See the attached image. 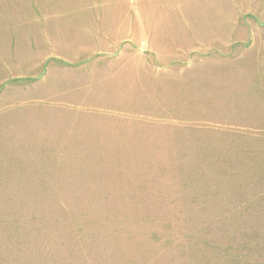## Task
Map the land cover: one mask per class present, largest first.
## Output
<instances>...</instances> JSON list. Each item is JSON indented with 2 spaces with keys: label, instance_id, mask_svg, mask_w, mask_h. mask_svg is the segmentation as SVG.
Wrapping results in <instances>:
<instances>
[{
  "label": "rangeland",
  "instance_id": "rangeland-1",
  "mask_svg": "<svg viewBox=\"0 0 264 264\" xmlns=\"http://www.w3.org/2000/svg\"><path fill=\"white\" fill-rule=\"evenodd\" d=\"M99 1L0 0V264H264V0L155 57Z\"/></svg>",
  "mask_w": 264,
  "mask_h": 264
},
{
  "label": "crops",
  "instance_id": "crops-1",
  "mask_svg": "<svg viewBox=\"0 0 264 264\" xmlns=\"http://www.w3.org/2000/svg\"><path fill=\"white\" fill-rule=\"evenodd\" d=\"M120 1L118 5L116 2ZM142 0H137L141 3ZM151 4L144 8V13L151 14L153 20L146 22L149 38L162 39L163 52H154V56L164 55L177 47L191 52L193 48L207 47L214 50L216 45L230 44L234 35L239 33L237 20L225 16V9L231 18L232 13L240 11V4L234 0H146ZM96 5L97 10L117 12L116 27H129L128 17L136 28L141 21V7L122 4L121 0H105ZM96 3V2H95ZM123 5V6H122ZM128 8L135 9L130 12ZM128 12L132 13L128 15ZM193 12V13H192ZM184 13L186 19L181 20L179 14ZM190 13L191 16L189 15ZM159 14V15H158ZM116 24V23H115ZM133 28V27H132ZM157 29V30H156ZM148 38V39H149ZM185 54L183 51H176ZM159 54V55H156ZM170 54V53H169ZM166 58V57H165Z\"/></svg>",
  "mask_w": 264,
  "mask_h": 264
}]
</instances>
